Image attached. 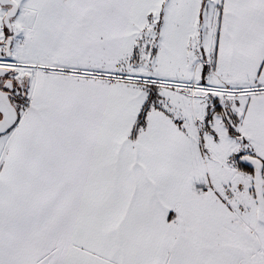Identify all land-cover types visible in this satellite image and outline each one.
<instances>
[{
  "label": "snow or ice",
  "instance_id": "obj_1",
  "mask_svg": "<svg viewBox=\"0 0 264 264\" xmlns=\"http://www.w3.org/2000/svg\"><path fill=\"white\" fill-rule=\"evenodd\" d=\"M0 264H264V0H0Z\"/></svg>",
  "mask_w": 264,
  "mask_h": 264
}]
</instances>
